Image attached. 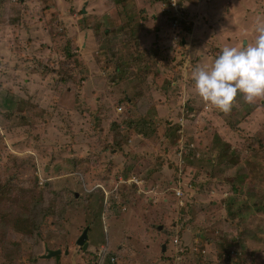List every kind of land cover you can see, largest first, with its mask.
Instances as JSON below:
<instances>
[{
    "label": "rangeland",
    "instance_id": "1",
    "mask_svg": "<svg viewBox=\"0 0 264 264\" xmlns=\"http://www.w3.org/2000/svg\"><path fill=\"white\" fill-rule=\"evenodd\" d=\"M45 2L0 1V182L19 183L30 153L58 171L68 201L40 238L0 228V264H96L102 248L105 264H264V100L238 95L220 113L191 75L223 47L254 43L264 0ZM55 32L76 40L83 66L49 41ZM17 100L24 124L5 118Z\"/></svg>",
    "mask_w": 264,
    "mask_h": 264
},
{
    "label": "trees",
    "instance_id": "2",
    "mask_svg": "<svg viewBox=\"0 0 264 264\" xmlns=\"http://www.w3.org/2000/svg\"><path fill=\"white\" fill-rule=\"evenodd\" d=\"M0 1H3V0H0ZM44 1H47V4L45 2V5H47V8H52L48 0H44ZM157 1L163 4L168 3V0H157ZM15 2H19V3L22 2L23 6L25 4L24 0H15ZM125 2H128V0H115L116 8L117 9L124 8ZM186 2L187 0L185 1L178 0L177 1L178 7L176 8H179V7L181 8L182 5L186 4ZM53 14L55 13L51 14V12L49 11V16L52 15V21L55 19L53 17ZM178 15L179 14L174 13L173 15H170V16L171 18H173V17H178ZM51 34L53 35H49V41L51 40L52 43H54L55 41H60L59 47L57 46L55 47H57V49L62 52L63 56L66 59L67 58L74 59L73 62L75 65L83 66L82 58L76 55L77 54L76 40H74L72 37L63 38V36H61L60 33H57V32L51 33ZM183 42L178 43V44H182V47H188V44H186V42H184L185 44H183ZM166 53L169 54V49L166 51ZM90 57L91 58L89 59L92 60V55ZM93 61L95 63V60ZM45 68L47 72L48 70H50L48 66H45ZM50 72H54V71H50ZM61 72L57 71L56 73L61 74ZM8 102H9L8 103L9 110L7 111L5 118L12 119V121L14 120L15 122L19 121V123L24 124L25 121L23 118H21L23 117L22 113L18 112L19 110H17L19 108V100L8 101ZM40 112L43 113V110H40ZM39 117L40 115H38L36 118H39ZM43 123H45V121H43ZM127 123L128 125H126V128L130 129L131 122H127ZM116 128L112 127V124L109 126V130L110 132H112V135H113V143H111L110 149L112 148L117 149L119 147L117 143L118 137L120 141L123 142V138L120 135V130ZM252 147L253 146L251 145L250 152L258 151V149L252 148ZM232 153H234V151ZM33 156L35 155H31L30 153H28V156H26L25 159L22 160V162L20 161V164L21 165L24 164V166L19 165L18 166L19 169H14V174L11 177L13 178L14 176L15 179L19 180V183H13V182L11 183L10 179H7L4 182H0L1 234L5 235L9 231V233L16 232V234L18 235L21 234V236L27 235L28 239H31L34 234L36 238H40V234H39L40 230L45 226L47 220L53 217H56L58 219L61 218L60 213H62L61 211L63 210V205L66 204L68 201V196L66 194V191L61 190V189H55L52 185L53 183L52 179L58 177V171H56L55 168H52V169H45V168L41 169L40 168L39 169L40 164L41 165L43 164L42 160L40 159V156H38V159L36 158L35 160V162H38V165H35L34 161L32 160ZM90 160L92 162L94 161L92 159ZM32 170L39 171L40 177L44 179L43 183H41L40 185L37 183L38 181L36 180V178L38 179V175L35 174L36 176L35 177L32 174ZM63 174H69V173H63ZM88 175L90 176V174H87V176ZM237 189H238V185L233 186L232 187L233 193H236ZM4 201L7 203L6 209H3L2 207V204H3L2 202ZM119 211L120 210L118 209L117 212ZM4 213H7L8 216L10 217V219L6 221V223H4L2 219V215Z\"/></svg>",
    "mask_w": 264,
    "mask_h": 264
},
{
    "label": "clouds",
    "instance_id": "3",
    "mask_svg": "<svg viewBox=\"0 0 264 264\" xmlns=\"http://www.w3.org/2000/svg\"><path fill=\"white\" fill-rule=\"evenodd\" d=\"M191 75L196 95L220 113L228 114L238 95L248 104L264 100V24L255 28L254 43L223 47L210 66L198 65Z\"/></svg>",
    "mask_w": 264,
    "mask_h": 264
},
{
    "label": "water",
    "instance_id": "4",
    "mask_svg": "<svg viewBox=\"0 0 264 264\" xmlns=\"http://www.w3.org/2000/svg\"><path fill=\"white\" fill-rule=\"evenodd\" d=\"M159 229H161V227H159ZM87 240V229H84L83 232L81 233V235L79 236V238L76 241L77 246H80L82 248V251H86L88 244L86 243ZM60 251H50V250H46V255H44L43 257L46 259L52 258L56 255H59Z\"/></svg>",
    "mask_w": 264,
    "mask_h": 264
},
{
    "label": "built area",
    "instance_id": "5",
    "mask_svg": "<svg viewBox=\"0 0 264 264\" xmlns=\"http://www.w3.org/2000/svg\"><path fill=\"white\" fill-rule=\"evenodd\" d=\"M177 1L178 0H168V3H170V4L172 3V5H174L176 3V6H175V8H176L177 7ZM177 194L180 195L181 192L179 191ZM108 254H109V251H107V249H105V248L100 249L96 253V258H97L96 264H105V261H106ZM115 260H116L115 258L109 257L110 262L113 263V262H115Z\"/></svg>",
    "mask_w": 264,
    "mask_h": 264
},
{
    "label": "crops",
    "instance_id": "6",
    "mask_svg": "<svg viewBox=\"0 0 264 264\" xmlns=\"http://www.w3.org/2000/svg\"><path fill=\"white\" fill-rule=\"evenodd\" d=\"M189 39H190V38H187V39H186V37H183V38H182V41L187 42V41H189ZM95 255H96V254H95Z\"/></svg>",
    "mask_w": 264,
    "mask_h": 264
}]
</instances>
